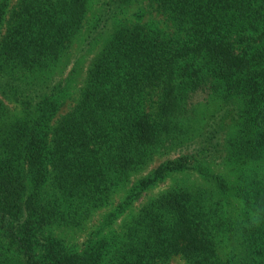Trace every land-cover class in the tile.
Segmentation results:
<instances>
[{
	"label": "trees",
	"instance_id": "trees-1",
	"mask_svg": "<svg viewBox=\"0 0 264 264\" xmlns=\"http://www.w3.org/2000/svg\"><path fill=\"white\" fill-rule=\"evenodd\" d=\"M176 258L264 264V0H0V264Z\"/></svg>",
	"mask_w": 264,
	"mask_h": 264
},
{
	"label": "rangeland",
	"instance_id": "rangeland-1",
	"mask_svg": "<svg viewBox=\"0 0 264 264\" xmlns=\"http://www.w3.org/2000/svg\"><path fill=\"white\" fill-rule=\"evenodd\" d=\"M93 8V9H92ZM90 9V14H89V19L91 17V14L93 12V10L95 9V7H92ZM87 33V26L85 27V29L82 31L81 34H79L77 40H75V42L73 43L70 52L68 54V60H70L71 62L74 60V56L75 58L77 56L83 57V61H82V66L85 69L86 66L88 65L89 61L93 58V56L97 53L98 51V46H94L93 48L90 47L89 50L87 48V46H85L84 44V37ZM73 65L70 64L68 66L67 69H65L63 72H69L72 69ZM82 77V76H80ZM79 80V79H78ZM78 84H76V89H77ZM75 96V95H74ZM74 103V97L73 99H71V101H68L66 103V105L68 104H73ZM162 159H157L155 161V163H153L152 165L149 166V169H152L154 166L157 165V163H159L160 161H162ZM149 171H144L143 173H141V176H144V174H147ZM140 176V177H141ZM139 175L133 177L132 180H136L140 178ZM173 181V179H169L166 183L157 185L156 187H153L151 190H149L148 192H146L145 194H143L142 197V202H146L150 197H154L156 194H158L160 191L164 190L168 185H170V183ZM127 189H120L118 191V193L114 196L115 202L118 200H122L125 198ZM140 205V203H135L134 205L130 206L124 213L120 214L118 216V218L112 222L109 226H106L102 231L110 233V234H118L120 233L121 229H122V223L124 220L128 219L131 215H134L137 211L138 206ZM114 208L113 207H106L103 208L102 210L96 212L95 214H93V216L88 220V222L85 225V228L82 232L74 235L71 238V241L73 242H78V244H81L82 241L84 240V238L94 232L95 230H97L99 228V223L101 222L102 218H104L110 211H112ZM170 264H187L186 262H184L181 259H174Z\"/></svg>",
	"mask_w": 264,
	"mask_h": 264
}]
</instances>
